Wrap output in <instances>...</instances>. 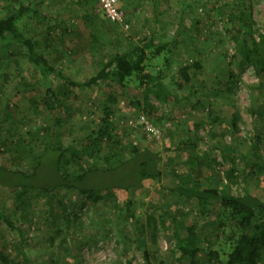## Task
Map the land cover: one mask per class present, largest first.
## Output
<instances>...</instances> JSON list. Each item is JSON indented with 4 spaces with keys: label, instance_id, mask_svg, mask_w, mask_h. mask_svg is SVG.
Masks as SVG:
<instances>
[{
    "label": "rangeland",
    "instance_id": "374dc122",
    "mask_svg": "<svg viewBox=\"0 0 264 264\" xmlns=\"http://www.w3.org/2000/svg\"><path fill=\"white\" fill-rule=\"evenodd\" d=\"M29 1L32 0H0V18L14 12L17 3ZM120 4L125 12V25L108 21L97 0H44L39 6L44 18L25 16L17 26L39 42L49 35L53 42L51 46L54 45L56 50H49L50 60L73 81H84L95 73L99 59H107L117 49L126 51L133 45L142 44L152 33H155V42L167 43L175 38L169 54L163 52L156 56L154 48L146 51L148 70L154 75L164 69V83H168L177 64L199 61L201 69L192 76L196 94L186 105L177 106H161L151 98L154 105L161 106L163 119L161 124L152 122L160 131L159 139L148 141L139 126L135 128L127 124L128 120L141 115L137 107L132 106L133 102L140 100L135 84L126 89L102 84L80 93L66 90L68 94L65 98H59L61 104H55L53 109L48 110L44 100L53 102L55 99L50 97L47 84L43 85L33 77L34 67L25 50L12 42L0 47V150L4 151L0 155V167L31 172L28 159L23 167L12 166L11 156L15 155V146L10 143L16 145V139H19L17 149L22 155L29 158L36 153L43 155L39 160L41 178L44 170L51 167L50 159L55 154H44L40 141L45 136L50 139L58 137L64 146L73 143L78 148L84 133L99 123L109 96L116 101L112 104L111 117L116 134L121 136L125 130L128 134L124 138L125 143L141 149L149 148L162 155L160 180L147 181L142 189H133L126 197L132 201L129 208L136 215L127 222L120 218L125 215L124 207H118L122 205L117 199L120 194L101 204H91L77 193L61 191L59 197L66 206V229L63 222L58 225L51 223L44 201H33L32 221H21L19 226L26 239L23 251L27 264H125V250L133 255L132 264H172V226L167 233L160 225L154 232L147 224V218L152 215L157 225L161 219L167 224L171 219L175 222L182 219L185 225L195 224L197 233L205 236L203 227L219 213V208L215 206L210 208L209 217L200 216L194 202L181 201L169 192L176 181L169 175L168 167L171 166L177 173H186L191 165L185 157L189 155L187 152H164L165 148H172L180 140L192 142L194 135L189 131H193V123L198 122H203L204 126L198 128L196 134L201 139L197 152L205 151L218 141L234 148L228 134L230 131H225V126L218 123H209L206 118L208 111L226 122L235 110L238 111L240 137L236 139L235 146L242 154L249 150L251 140L259 136V174L249 176L246 182L239 180L240 184L231 189L234 192L247 190L264 200V107L256 120L248 112L251 107L258 108L264 103V86L262 91L257 87L259 83L264 84V72L259 76L253 66L242 70L236 67L238 56L233 41L235 31L240 27L241 12L249 14L258 30L254 33L255 41H260L259 35L264 33V0H136L137 23L136 18L129 17ZM155 27H159L160 31H156ZM90 50L94 53L95 66L88 64L83 56ZM260 53L264 54L263 48ZM68 62L72 64L67 66ZM229 63H232L231 67ZM230 70L233 71L232 78L228 75ZM58 86L55 81L51 87ZM5 104H8V113L12 118L3 122ZM45 127L49 129L46 133L43 132ZM221 134L225 138L220 137ZM215 154L212 155L216 159L213 172L205 174L212 178L211 184L224 185V175L232 165L223 160L218 152ZM237 169H243L241 162ZM12 191L0 185V216L14 221ZM74 215L78 217L75 223L71 222ZM59 229L62 232L58 234L56 231ZM18 241V234L11 232L0 220V250L6 246L10 256L14 257L16 252L13 248ZM144 252L149 255L148 259Z\"/></svg>",
    "mask_w": 264,
    "mask_h": 264
},
{
    "label": "trees",
    "instance_id": "16d2710c",
    "mask_svg": "<svg viewBox=\"0 0 264 264\" xmlns=\"http://www.w3.org/2000/svg\"><path fill=\"white\" fill-rule=\"evenodd\" d=\"M43 3L44 0L17 3L18 6L14 12L0 18V47L12 42L25 50L27 58L34 67L33 77L39 79L43 85L47 84L50 97L55 99L53 102L47 99L48 103L44 100L46 109L51 110L55 104H61L59 98H65L68 94L66 90L80 93L102 84H113L121 89L135 84L140 92V100L133 102L132 106L135 105L140 114L151 122L161 124L162 105H186L196 94L192 76L201 69L199 61L177 64L168 83H164V69L158 70L154 75L152 72H146L149 68L146 64L149 60H147L146 51L154 48L153 52L156 56L163 52L169 54L168 50L176 41L174 38L173 41L167 43L155 44V33H152L149 39L142 44L133 45L126 51L117 49L107 59H99L98 64H95L97 66L95 73L84 81L71 80L61 69L54 66V61H51L48 56L52 48L56 51L55 46H51L53 42L50 36L46 35L39 42L28 37L17 26L25 16L44 18L39 9ZM239 21L240 27L235 31L236 36L233 37L238 56L236 67L242 70L246 66H253L256 73L261 76L264 72V54L260 53L262 48L264 51V33L259 35L260 41L256 42L254 33L258 30L254 27L249 14L241 12ZM93 55L94 53L90 50L84 52L83 56L87 58L88 64L95 66ZM165 62L168 63V59H165ZM71 64L72 62H68L67 66ZM231 65L232 63L229 67ZM232 72L230 70L228 73L230 78L234 77ZM3 80L6 81L5 75H3ZM55 81L59 83V86L52 88ZM263 86V83H259L257 87L262 91ZM151 98L161 106L154 105ZM113 103L116 101L109 96L99 123L84 133L78 148L73 143L64 146L62 141L57 139L58 137L50 139L45 136L44 140L40 141L44 154L48 152L55 154L50 159L51 167L44 170L41 178L39 160L43 155L36 153L31 158L26 157L17 149L19 139H16V145L10 143L15 146L13 147L15 155L11 156L12 166L23 167L25 160L28 159L31 162V172L11 171L0 167V185L13 190L12 195L15 202L14 221L2 216L0 220L11 232H16L19 236V241L13 248L16 252L14 257L10 256L6 246L1 248L0 264H27L23 251L26 239L23 229L19 226L21 221L25 223L32 221L33 201H44L51 223L58 225L59 222H63L66 229V206L59 197L61 191L77 193L91 204H101L111 196L120 194L121 196L117 199L122 205L118 207L122 209L123 206L125 214L124 217H120L121 221L127 222L129 218L136 217L135 212L129 208L132 201L126 197L131 190L142 189L147 181L160 180L162 176L160 156L162 155L161 152L152 151L149 148L141 149L125 143L124 138L128 135L125 130L121 136L116 134L111 120ZM197 105L200 104L197 103ZM262 107L264 103L259 104L258 108L248 109L253 120L260 116ZM4 108L5 110L2 108L5 111L2 121L6 122L12 117L8 113V104H5ZM206 118L209 119V123H218L225 126L223 128L225 131H230L228 134L231 136V141L233 140L234 148L218 141L208 146L205 151L197 152L198 142L201 139L196 134L198 128H202L204 123H193L194 129L189 131L194 135L192 142L189 143L187 139L180 140L172 148L164 149V152H187L189 155L185 157L191 165L186 173H177L171 166L168 167L169 175L176 181L169 192L181 201L194 202L200 216L209 217L210 208L215 206L219 208V213L214 216L211 223L203 227L205 236L197 233L195 224L185 225L182 219L178 222L171 219L169 224L161 219L157 225L156 219L150 215L147 218V224L154 232L158 231L160 225L166 233L172 226L171 234L174 242L170 255L172 264H264V200L247 190L234 192L231 189L240 184L239 180L246 182L249 176L259 174L261 168L258 162H261V156L257 154L260 153V138L256 135L255 139L249 143V150L242 154L235 146L236 139L240 137L241 119L238 111L235 110L227 122L213 116L211 111L207 112ZM48 130L47 127L43 128L44 133ZM220 137L225 138V135L221 134ZM3 152L0 150V155ZM215 152H218L223 160H227L232 165L224 175L226 182L224 185L211 184L212 178L205 174V172H213L212 167L216 159L212 155H216ZM252 157L254 161H251ZM240 162L243 169L238 171L237 167ZM76 220L78 217L74 215V220L71 222L75 223ZM61 232V229L56 231L58 234ZM123 255L125 264H132L133 255L130 251L125 250ZM144 256L146 259L149 257L147 252H144ZM17 258H22V260L16 261Z\"/></svg>",
    "mask_w": 264,
    "mask_h": 264
},
{
    "label": "built area",
    "instance_id": "2783aa9c",
    "mask_svg": "<svg viewBox=\"0 0 264 264\" xmlns=\"http://www.w3.org/2000/svg\"><path fill=\"white\" fill-rule=\"evenodd\" d=\"M99 8L104 17L117 24L125 25V12L119 7V0H97ZM130 127H140L144 131L145 138L148 141L159 139L160 131L154 124L145 116L139 115L135 119H130L127 122Z\"/></svg>",
    "mask_w": 264,
    "mask_h": 264
},
{
    "label": "crops",
    "instance_id": "0c3cea01",
    "mask_svg": "<svg viewBox=\"0 0 264 264\" xmlns=\"http://www.w3.org/2000/svg\"><path fill=\"white\" fill-rule=\"evenodd\" d=\"M120 2H121L120 5H122L124 10L126 11V14L129 17L136 18V12H135V10H136L135 7L137 5V4H135L136 0H119V3ZM135 20L137 23V18ZM138 24H140V29H142L141 23L139 22ZM155 28H156V31L159 29V27H155ZM159 31H160V29H159ZM157 43H158V41L155 42V44H157ZM146 72H150V70H147Z\"/></svg>",
    "mask_w": 264,
    "mask_h": 264
}]
</instances>
